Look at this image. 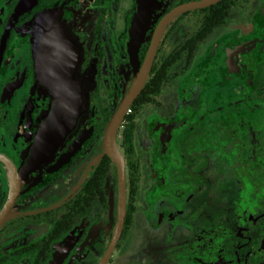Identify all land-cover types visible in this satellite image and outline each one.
<instances>
[{
    "label": "flooded vegetation",
    "instance_id": "af4514ba",
    "mask_svg": "<svg viewBox=\"0 0 264 264\" xmlns=\"http://www.w3.org/2000/svg\"><path fill=\"white\" fill-rule=\"evenodd\" d=\"M62 1L0 0V153L17 168L33 143L29 127L53 100L38 84L30 24ZM69 1L63 20L79 52L84 110L22 181L11 209L22 213L0 227V264H99L117 221L118 173L108 154L89 165L164 17L202 0H152L136 55L138 0ZM115 142L126 212L106 264H264V0H218L174 15ZM8 193L0 162V210Z\"/></svg>",
    "mask_w": 264,
    "mask_h": 264
},
{
    "label": "water",
    "instance_id": "95a60500",
    "mask_svg": "<svg viewBox=\"0 0 264 264\" xmlns=\"http://www.w3.org/2000/svg\"><path fill=\"white\" fill-rule=\"evenodd\" d=\"M216 1L218 0H202L187 6H180L164 17L157 28L142 69L135 73V79L130 89L106 128L102 151L89 165L90 167L95 160L108 154L115 162L118 173L117 221L108 250L99 264H106L109 260L124 226L126 212L125 159L115 142L119 125L129 104L139 94L145 83L148 70L153 64L158 38L167 22L186 8L201 7ZM69 2V0H63L56 7L38 13L30 24L31 32L35 37L34 57L36 71L38 69V84L40 88L52 92L53 100L44 120L39 125L29 127L33 132V143L23 165L17 168L10 158L0 153V162L6 171L9 185L8 197L0 210V227L9 216L22 213L11 210L21 192L22 181L28 177L32 170L46 162L59 149L66 137L76 127L84 110L83 83L76 77L79 68V52L71 38V26L63 20V10ZM151 2L152 0H138V10L132 18L130 40L131 51L134 55H136L144 32L150 23ZM27 6L26 3L19 6L15 15L25 11ZM79 144L80 142L73 144L64 159L75 152Z\"/></svg>",
    "mask_w": 264,
    "mask_h": 264
},
{
    "label": "rangeland",
    "instance_id": "374dc122",
    "mask_svg": "<svg viewBox=\"0 0 264 264\" xmlns=\"http://www.w3.org/2000/svg\"><path fill=\"white\" fill-rule=\"evenodd\" d=\"M143 218H144V217H140V220H139V221H140V233H143V232H144L143 229H142L143 227H145V226L142 225V223H143V221H144ZM153 226H154V225H153ZM146 227H147V226H146ZM141 229H142V230H141Z\"/></svg>",
    "mask_w": 264,
    "mask_h": 264
},
{
    "label": "trees",
    "instance_id": "16d2710c",
    "mask_svg": "<svg viewBox=\"0 0 264 264\" xmlns=\"http://www.w3.org/2000/svg\"><path fill=\"white\" fill-rule=\"evenodd\" d=\"M154 82V80L152 81V78H151V84ZM146 89H147V87H146Z\"/></svg>",
    "mask_w": 264,
    "mask_h": 264
}]
</instances>
